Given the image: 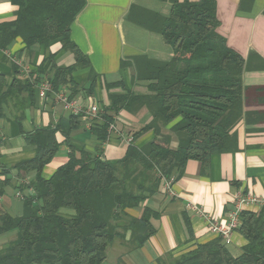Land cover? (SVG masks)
<instances>
[{"label":"trees","instance_id":"obj_1","mask_svg":"<svg viewBox=\"0 0 264 264\" xmlns=\"http://www.w3.org/2000/svg\"><path fill=\"white\" fill-rule=\"evenodd\" d=\"M253 1L242 0L245 5ZM11 2L17 7L16 18L0 23V50H6L16 39H21L26 49L59 41L62 50L73 54L74 64L58 67L50 55L28 77L21 78L15 66L12 75L0 74V116L2 107L12 104L18 118H22L24 111L35 104L32 80L38 81L42 74L49 75L55 92L71 86V97L78 92L72 73L89 69L91 90L95 84L91 65L70 40L71 24L85 0ZM170 2L169 15L155 16L152 29L170 46L173 57L164 63L134 58L136 79L147 82V94L112 96L109 108L103 113L99 110L100 120L90 124V131L101 145L114 125L107 112L116 114L142 106L151 114V121L132 134L123 158L114 161L104 160L99 148L90 154L70 142L71 133L80 127V115L28 134L26 139L34 145L35 156L11 169L22 181L18 190L30 189L32 195L24 196L21 216L0 211V236L16 231V238L0 253V264H102L108 249L114 242L125 240L128 232V243L141 247L155 234L151 219L157 215L146 207L139 218L129 216L127 211L140 208L157 191L162 178L172 177L175 181L188 161H196L204 169L213 155L236 150L232 130L245 104V61L216 33V0ZM168 125L177 138L176 148L170 147V136L160 134V129ZM148 132H153L154 138L137 147L134 141ZM58 133L69 149L68 160L44 179L42 170L60 146ZM9 172H0L4 177L0 196L9 184ZM29 174L33 177L25 183ZM240 223L237 233L246 244L238 257H233L221 238L215 237L159 263L264 264V210L242 211Z\"/></svg>","mask_w":264,"mask_h":264},{"label":"crops","instance_id":"obj_2","mask_svg":"<svg viewBox=\"0 0 264 264\" xmlns=\"http://www.w3.org/2000/svg\"><path fill=\"white\" fill-rule=\"evenodd\" d=\"M171 7L170 0H85V6L71 24L70 40L91 65L95 84L90 90L89 69H77L71 80L78 86V92L70 97L71 86L61 88L68 100L83 110L78 119L80 127L71 133L72 144L90 154H95L99 148L104 160H118L123 158L132 134L151 121L145 106L132 111L120 110L116 114L107 112L114 125L107 141L99 145L84 111L96 103L103 113L109 108L112 96L127 92L147 94V82L136 79L134 58L162 63L171 60L172 49L152 29L155 16L167 17ZM16 12L17 7L11 0H0V23L13 21ZM216 16L219 22L216 33L245 61L242 72V86L247 89L245 104L242 117L232 130L236 150L213 155L204 169L200 163L188 161L183 173L174 181V196L170 197L160 183L157 191L148 196L140 208L128 210L127 214L134 218L141 216L144 207L154 212L157 217L151 219V224L155 234L143 246L134 247L128 243L130 233H126L125 240L116 241L109 248L112 255L109 258L108 254L102 264H160L159 260L168 262L194 249L197 244L214 239L205 220L188 210V204L200 207L204 216L222 223L235 209L239 193L264 200V0H254L250 5H245L242 0H216ZM50 55L54 56L58 67L74 64L73 54L62 50L59 41H53L47 47L34 45L26 49L22 40L16 39L6 50H0V74L12 75L15 66L23 78L25 69H35ZM48 79V74H42L38 82ZM35 91V104L24 111L22 118H18L12 104L1 109L0 172L10 169L7 176L10 181L0 196V211L12 217L22 215L23 198L32 195L30 189L18 190L22 181L11 169L35 156V147L27 142V135L54 127L59 120L66 122L72 115L54 98L52 87L43 98ZM170 127H162L160 134L170 136V147L176 148L177 138L170 132ZM153 138L154 133L148 132L134 144L142 147ZM56 140L60 146L42 170L44 179H49L68 160L69 149L63 143L64 138L58 133ZM32 175L25 178V183ZM3 180L0 176V182ZM262 209L264 205H253L243 211L258 213ZM13 232L0 236V253L16 238H7ZM245 244L244 238L236 233L225 249L238 257Z\"/></svg>","mask_w":264,"mask_h":264},{"label":"built area","instance_id":"obj_3","mask_svg":"<svg viewBox=\"0 0 264 264\" xmlns=\"http://www.w3.org/2000/svg\"><path fill=\"white\" fill-rule=\"evenodd\" d=\"M31 71V70H30ZM30 71L28 69H25L24 77H28L30 74ZM34 87L37 90L38 96L40 98L45 97L46 93L51 92V85L48 80H43L41 82L34 81ZM66 93L62 90L58 92H53L54 98L62 105L66 106L67 109L72 113V115L75 116H81L83 113V110L81 107L74 105L72 102L68 100V98L65 95ZM98 104L94 103L92 104L87 110L84 111V114L86 116V120H88L89 125L94 123V121H98L99 117V106ZM113 129V126H110L109 131ZM108 131V132H109ZM132 143V138H129L127 140V144L129 145ZM161 184L163 187V190L171 197L174 196V191L172 189L174 184V179L171 177L169 179L162 178ZM253 205H264V200H261L260 197L257 198L255 196L243 193H239L236 197V204L235 209L230 212L228 215L226 221H223L222 223L214 222L211 219L204 216L202 210L200 207L188 204L187 208L192 213L197 214L201 216L209 229V232L214 235L215 237H220L221 241L224 245H228L231 243L232 238L234 234L237 233V230L240 227V213L243 211L245 207L253 206Z\"/></svg>","mask_w":264,"mask_h":264},{"label":"rangeland","instance_id":"obj_4","mask_svg":"<svg viewBox=\"0 0 264 264\" xmlns=\"http://www.w3.org/2000/svg\"><path fill=\"white\" fill-rule=\"evenodd\" d=\"M61 212L64 213V214H70V213H72L71 211H68V210H62ZM10 236H13L12 239H14L15 236H16V231H14L13 233L8 234V235H7V238H9ZM106 254H107V255L109 254V258H110L111 255H112V253H111V249H109V250H108V253H106Z\"/></svg>","mask_w":264,"mask_h":264}]
</instances>
